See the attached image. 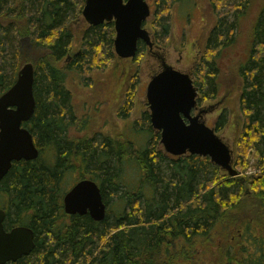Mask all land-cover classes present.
I'll use <instances>...</instances> for the list:
<instances>
[{
  "label": "trees",
  "instance_id": "obj_1",
  "mask_svg": "<svg viewBox=\"0 0 264 264\" xmlns=\"http://www.w3.org/2000/svg\"><path fill=\"white\" fill-rule=\"evenodd\" d=\"M182 1L188 0L150 4L159 42L168 36L169 15ZM253 1L210 0L216 23L193 74L198 102L215 97L221 52L237 42ZM83 6L84 0H0V96L14 84L20 68L31 63L35 109L22 127L39 150L35 160L14 162L0 181L4 227L26 226L35 236L33 251L7 264H264V234L232 215L246 205L236 198L252 182L222 176L207 157L166 154L159 147L158 134L150 126L142 132L137 122L132 128L140 141L126 139V146L95 133L71 139L77 116L65 84L67 73L86 86L89 74L103 70L115 57L112 22L85 25L73 50L72 20L78 23ZM246 48V58L238 67L243 124L237 146L240 154L249 149L257 156L258 187L247 201L261 207L264 0L250 26ZM124 101L122 109L128 106V98ZM225 116H217L215 130L226 123ZM143 117L147 120V113ZM72 158L87 175L75 183L90 179L101 190L106 214L100 222L63 211L64 181L73 168ZM218 233L224 239L219 249L213 243Z\"/></svg>",
  "mask_w": 264,
  "mask_h": 264
},
{
  "label": "rangeland",
  "instance_id": "obj_2",
  "mask_svg": "<svg viewBox=\"0 0 264 264\" xmlns=\"http://www.w3.org/2000/svg\"><path fill=\"white\" fill-rule=\"evenodd\" d=\"M146 1L152 6L153 0ZM261 2L262 0L253 1L249 17L239 29L237 42L221 52L218 63V91L214 95L215 97L201 100L198 105L206 110L203 119L210 128L214 129L216 117L220 113L226 115V123L219 130L214 129V131L231 150L232 168L237 172V175L230 177H239L252 182V185L244 188V191L242 189L240 196L236 198H240L246 205H241L240 209L235 210L232 215L237 220L249 221L255 232L264 234V205L256 207V204L253 205L247 201V196L254 193L258 187L257 179L260 176L261 168L256 167L257 156L253 150L248 149L240 154L239 146H237L243 124L239 111L241 78L238 74V67L246 58L250 26ZM210 3V0H188L176 4L169 15V34L161 42L156 39L153 33L154 18L152 13L144 22L143 26L150 32L155 45L164 47L166 63L178 70L193 72L194 59L198 58L207 35L216 23ZM81 19H83L82 16ZM81 19L78 23L72 20L73 50L78 48L81 30L87 25ZM81 22L82 24L79 25ZM139 51L134 58L129 59H120L115 55L106 68L94 70L89 74L90 82L86 86L74 74L67 73L65 84L71 93L74 112L77 116V124L70 130L71 139L89 137L95 133L113 137L124 146H126V139L140 141L133 133L134 128L132 127L133 123L137 122L138 129L142 131L150 125L149 121L143 117L144 112H148L145 88L156 69L157 61L153 54L154 51L149 53L146 46ZM202 88L206 90L205 87ZM126 98H128V106L126 109H122ZM151 130L152 133L158 134L159 142V132L152 128ZM155 134L154 140L157 139ZM137 143L140 144L139 146H144L140 142ZM159 147L163 150L160 142ZM71 163L73 168L66 175L64 181L66 190L70 189L77 179L87 177L73 158ZM219 169L222 176H229L225 170ZM253 179L257 181H253ZM243 194L245 195L243 196ZM223 240V236L218 233L213 241L217 249L222 248Z\"/></svg>",
  "mask_w": 264,
  "mask_h": 264
},
{
  "label": "water",
  "instance_id": "obj_3",
  "mask_svg": "<svg viewBox=\"0 0 264 264\" xmlns=\"http://www.w3.org/2000/svg\"><path fill=\"white\" fill-rule=\"evenodd\" d=\"M150 15L146 0H84L81 11L89 26L113 23V50L120 59L134 58L139 41L152 47L150 32L143 26ZM33 80V65L26 63L18 71L14 84L0 96V181L14 162L32 161L39 156L32 135L22 127L35 109ZM197 97L198 90L191 77L165 64L146 86L150 125L159 132V142L166 154L207 157L229 176H236L228 145L205 124L200 114L191 116ZM62 204L66 215H88L95 222L105 218L101 190L90 179H82L68 189ZM4 219L5 212L0 209V264L16 262L35 247L34 232L29 227L7 230Z\"/></svg>",
  "mask_w": 264,
  "mask_h": 264
},
{
  "label": "flooded vegetation",
  "instance_id": "obj_4",
  "mask_svg": "<svg viewBox=\"0 0 264 264\" xmlns=\"http://www.w3.org/2000/svg\"><path fill=\"white\" fill-rule=\"evenodd\" d=\"M150 5V4H149ZM151 7V6H150ZM151 40H152V42H153V45H152V47L151 48H149L148 46H146L145 45V43H143V42H141V41H139L138 42V46H141L142 48L144 47V46H146L147 48H148V52L149 53H152L153 51V54H154V57H155V59H156V61H157V64L155 65V68L156 69H154V71H153V74L150 76V79H151V77H153V76H155L156 74H158V73H160L162 70H163V66L166 64V65H168V66H171V65H169L168 63H166V61H165V50H164V47H161V45H155V43H154V41H153V39H152V37H151ZM155 49V50H154ZM137 51H138V49H137ZM197 61H198V58L196 57L195 59H194V63H193V66H192V69H194L193 70V72H190V71H181V70H178V69H176V68H174L173 66H171L173 69H175V70H178V71H180V72H182V73H185V74H188L190 77H191V79L193 80V74H194V72H195V68H196V65H197ZM150 79H149V81H150ZM148 84V83H147ZM193 85H194V80H193ZM147 86V85H146ZM195 86V85H194ZM195 88L197 89V87L195 86ZM145 93H146V88H145ZM146 99V98H145ZM198 100V98L196 99V105H195V107L192 109V111H191V116H196V115H201V118L203 119V117H204V115L206 114V110H204V109H202V108H200L199 107V102L197 101ZM146 104H147V101H146ZM147 107H148V104H147ZM145 113H147V115H148V121H149V124H150V112H149V108H148V112H144V114ZM143 114V115H144ZM216 119H217V117H216ZM204 120V119H203ZM186 121V120H185ZM186 123H187V121H186ZM206 124V123H205ZM150 127H151V125H149ZM208 126V125H207ZM209 127V126H208ZM152 128V127H151ZM214 128H215V126H214ZM153 129V128H152Z\"/></svg>",
  "mask_w": 264,
  "mask_h": 264
}]
</instances>
